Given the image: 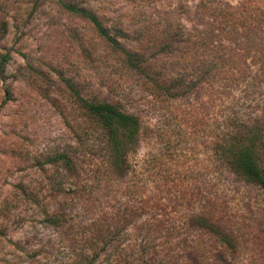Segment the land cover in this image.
<instances>
[{
  "label": "rangeland",
  "instance_id": "obj_1",
  "mask_svg": "<svg viewBox=\"0 0 264 264\" xmlns=\"http://www.w3.org/2000/svg\"><path fill=\"white\" fill-rule=\"evenodd\" d=\"M225 3L264 10V0H0V264H264V190L217 163L209 137L225 106L243 121L264 117V80L198 115L186 101L157 99L90 21L62 5L168 66L179 54H161L165 35L195 38L209 24L206 7ZM234 40L237 51L245 40ZM250 44L257 69L264 40ZM69 85L84 101L118 102L140 118L133 172H109L101 132ZM188 109L196 121L182 117ZM60 155L74 170L54 161ZM200 215L233 244L200 228Z\"/></svg>",
  "mask_w": 264,
  "mask_h": 264
},
{
  "label": "trees",
  "instance_id": "obj_2",
  "mask_svg": "<svg viewBox=\"0 0 264 264\" xmlns=\"http://www.w3.org/2000/svg\"><path fill=\"white\" fill-rule=\"evenodd\" d=\"M62 5L70 13L90 21L98 34L122 54L128 68L144 78V82L157 99L186 101V104L190 105L189 108L199 107L198 112L196 111L199 115L203 110L207 114L211 108L209 105L217 107L215 103L219 98L224 99L223 102L228 105L231 100H226L230 98L232 90L242 84L248 91L253 90L256 84L262 86V83L254 82L264 80V55L262 61H256L260 64L257 69H253L255 62H248L246 57H249L251 51L250 42L264 40V10L252 9L241 4L232 6L228 3L219 7H206L205 17L209 24L207 28L197 30L195 38L191 39L188 36L184 38L183 31L181 34L165 35L160 46L161 54L169 56L174 52L179 54V58L174 64L164 66L158 65L157 60H144L139 50L135 48L132 50L123 48L95 15L76 6ZM238 35L244 38L246 45L243 43L240 46L242 48L235 51L240 44L234 40ZM247 38L250 39L249 42ZM258 45L261 47L260 43ZM69 87L87 116L101 132L109 172L118 175L133 172L130 156L141 140L140 118L124 110L118 102L84 101L80 99L72 85ZM204 92L205 97L209 95V103L200 97ZM195 99L197 105H192L190 100ZM218 112L212 118L214 126L209 136L217 163L225 165L243 181L264 190V117L257 116L243 121L240 112H234L233 108L229 109L226 106L217 117ZM184 114L185 116L182 115L184 119L186 117V120L196 121L194 109ZM197 122L200 124V119ZM58 160L63 161L67 171L74 170V162L70 157L60 155L54 161ZM131 184L133 187L134 182ZM137 193L136 190H130L127 195L133 197ZM118 215L111 217V222L116 227L133 214L128 212L124 218ZM196 222L200 228L216 236L220 242L233 244L232 233L226 231L222 225L202 215L197 217ZM108 232L102 228L98 233L104 235V239H110L112 235H107Z\"/></svg>",
  "mask_w": 264,
  "mask_h": 264
}]
</instances>
